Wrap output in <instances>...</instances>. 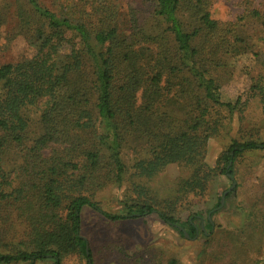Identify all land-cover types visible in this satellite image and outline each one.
<instances>
[{
    "label": "trees",
    "instance_id": "16d2710c",
    "mask_svg": "<svg viewBox=\"0 0 264 264\" xmlns=\"http://www.w3.org/2000/svg\"><path fill=\"white\" fill-rule=\"evenodd\" d=\"M212 1L151 0L147 16L130 10L123 31L111 0H0V38L9 25L8 37L33 49L0 66V264H62L71 256L93 264L80 232L85 208L111 222L154 214L184 240L210 241V219L231 201L242 220L225 232L222 261L264 264V182L246 208L236 185L219 212L222 195L215 197L210 219L176 218V205L204 199L220 175L232 185L240 156L264 153V142L232 140L215 168L204 162L208 140L240 102H224L210 74L241 42L235 25L213 19ZM242 7L238 20H256L264 34V10ZM125 151L134 155L131 169ZM168 165L187 176L157 206L141 181ZM129 181L137 202L102 211L96 194Z\"/></svg>",
    "mask_w": 264,
    "mask_h": 264
},
{
    "label": "rangeland",
    "instance_id": "374dc122",
    "mask_svg": "<svg viewBox=\"0 0 264 264\" xmlns=\"http://www.w3.org/2000/svg\"><path fill=\"white\" fill-rule=\"evenodd\" d=\"M47 3V0H42ZM115 2L121 30H128L129 12L136 10L147 16L151 0H111ZM251 2L264 10V0H214L210 13L220 23L235 25L241 42L240 49L230 53L219 67L212 68L211 75L220 85L222 100L233 104L240 99L235 115L230 122H224L221 133L208 140L205 164L210 168L217 166V160L230 146L232 140H254L264 142V45L263 30L256 20H244L242 4ZM11 27L5 26L0 38V66L30 58L33 49L25 39L8 37ZM259 86L260 90L256 89ZM255 87V88H254ZM251 88H254L252 91ZM229 123V124H228ZM125 162L130 169L135 159L131 151H125ZM131 174V171H129ZM133 172V170H132ZM236 177L233 183L239 186V208H246L260 194L264 182V153H245L238 158ZM187 171L177 165H168L157 177L150 181H141L147 188L148 200L154 198L157 206L170 199L171 190L180 180H185ZM140 182L134 178L132 182ZM214 184V185H213ZM234 186V188H235ZM131 182L121 188L109 187L100 190L95 201L102 211L109 214L120 213L122 202H137ZM231 187L225 177L219 176L211 184L204 199H195L190 207L189 196L176 205V218L184 222L189 216L199 215L204 222L206 210ZM224 201V205H225ZM223 205V207H224ZM226 210L210 219L213 224L207 234L210 241L201 236L188 241L171 227L162 223L156 215L123 222H111L88 209L81 213V236L92 251L93 264H168L176 260L178 264H224L221 255L224 252L225 232L235 231L241 225V212L235 210V202H228ZM223 207L216 212H219ZM188 210L185 212V210ZM199 226L203 228L204 223ZM211 237V238H210ZM35 264H53L50 260H40ZM62 264H86L80 256L66 257Z\"/></svg>",
    "mask_w": 264,
    "mask_h": 264
},
{
    "label": "water",
    "instance_id": "95a60500",
    "mask_svg": "<svg viewBox=\"0 0 264 264\" xmlns=\"http://www.w3.org/2000/svg\"><path fill=\"white\" fill-rule=\"evenodd\" d=\"M234 186H235V184L232 183L231 187H230L226 192H224V193L222 194L221 199H220V206H219L218 208L214 209L213 211H217V210H219V209H221V208L223 207V205H224V198H225V195H226L227 193H229V192L234 188ZM207 217H208V219H210V213L208 214ZM185 237H187V236L185 235ZM86 247H87V246H86Z\"/></svg>",
    "mask_w": 264,
    "mask_h": 264
}]
</instances>
